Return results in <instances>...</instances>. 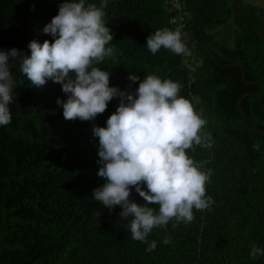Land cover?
I'll return each mask as SVG.
<instances>
[{
    "label": "trees",
    "instance_id": "obj_1",
    "mask_svg": "<svg viewBox=\"0 0 264 264\" xmlns=\"http://www.w3.org/2000/svg\"><path fill=\"white\" fill-rule=\"evenodd\" d=\"M173 1L108 0L103 19L113 35L107 47L115 52L95 66L108 70L110 86L126 93L135 94L147 75L181 86L179 95L206 120L202 133L211 146L187 151L211 172L205 185L210 208L194 209L189 223L154 228L146 239L156 247L147 251L148 243L132 239L131 218L120 219L119 205L109 210L92 198L105 183L97 175L93 125L106 127L120 97L94 120H66L57 103L68 98L62 85L51 79L31 85L10 61L16 84L11 123L0 125V264H264V256L249 255L253 244L264 248V136L238 108L243 95L254 93L241 108L264 130V11L238 0H175L178 11ZM62 2L0 0V50L29 56L32 40L53 41L43 28ZM85 3L99 6L101 0ZM178 12L182 30L171 22ZM163 29L180 32L187 55L148 50L147 37ZM130 73L140 79L131 81ZM130 199L145 203L134 187Z\"/></svg>",
    "mask_w": 264,
    "mask_h": 264
},
{
    "label": "clouds",
    "instance_id": "obj_2",
    "mask_svg": "<svg viewBox=\"0 0 264 264\" xmlns=\"http://www.w3.org/2000/svg\"><path fill=\"white\" fill-rule=\"evenodd\" d=\"M107 4L108 0H101L99 6L85 0H63L43 28L53 41L41 44L32 40L29 56H22L16 48L0 50V125L11 123L8 105L16 82L10 61L19 64L31 85L40 87L49 79L62 85L68 98H58L57 103L62 104L66 120H94L119 96L120 103L107 118L106 127L93 125V135L99 139L97 175L105 183L93 190L92 198L109 210L119 205L120 219L131 218L132 239L148 243L146 238L154 228H165L172 220L176 221L173 227L189 223L194 209L210 208L212 198L206 195L205 185L211 172L203 171L187 151L210 147V137L202 133L206 120L179 95L177 82L147 75L135 94L110 86L109 71L95 66L115 52L114 47H107L113 40L103 19ZM146 46L153 55L162 47L178 55L188 54L179 31L157 30L147 37ZM128 78L133 82L140 79L131 73ZM253 150H259L258 143ZM132 187L144 204L130 199ZM152 204L158 207L148 206ZM168 242L167 238L163 241ZM155 247L152 241L147 251ZM249 255L253 260L264 256V248L253 244Z\"/></svg>",
    "mask_w": 264,
    "mask_h": 264
},
{
    "label": "water",
    "instance_id": "obj_3",
    "mask_svg": "<svg viewBox=\"0 0 264 264\" xmlns=\"http://www.w3.org/2000/svg\"><path fill=\"white\" fill-rule=\"evenodd\" d=\"M201 18V25L203 24V20H202V17H200ZM207 50V49H206ZM208 53L210 54V52L208 51ZM211 55V54H210ZM212 56V55H211ZM238 65V64H237ZM222 66H228V65H222ZM240 66V68H241V70H242V75H243V67L241 66V65H239ZM254 83H256L257 84V82H254ZM259 86V85H258ZM251 94H254V93H250V94H246V95H243L240 99H239V101H238V108H239V110L241 111V113H242V115H243V117L249 122V124L251 125V127L254 129V131L256 132V133H258L259 135H261V136H264V130H260V129H258V127L255 125V123L247 116V114L242 110V108H241V101H242V99L243 98H245L247 95H251Z\"/></svg>",
    "mask_w": 264,
    "mask_h": 264
},
{
    "label": "built area",
    "instance_id": "obj_4",
    "mask_svg": "<svg viewBox=\"0 0 264 264\" xmlns=\"http://www.w3.org/2000/svg\"><path fill=\"white\" fill-rule=\"evenodd\" d=\"M173 6L176 8V10L180 11V5L178 4L177 1H173L172 2ZM171 22L173 24H176L178 29L179 30H182L184 28V24H185V19H184V16L178 12V15L174 16L172 19H171ZM189 69L192 70V67L190 65H188Z\"/></svg>",
    "mask_w": 264,
    "mask_h": 264
},
{
    "label": "rangeland",
    "instance_id": "obj_5",
    "mask_svg": "<svg viewBox=\"0 0 264 264\" xmlns=\"http://www.w3.org/2000/svg\"><path fill=\"white\" fill-rule=\"evenodd\" d=\"M239 3L248 5L250 7H258L264 11V0H238ZM222 32H225V29H221Z\"/></svg>",
    "mask_w": 264,
    "mask_h": 264
}]
</instances>
